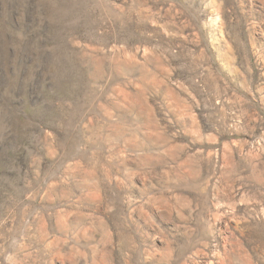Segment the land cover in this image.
Masks as SVG:
<instances>
[{
	"label": "rangeland",
	"instance_id": "rangeland-1",
	"mask_svg": "<svg viewBox=\"0 0 264 264\" xmlns=\"http://www.w3.org/2000/svg\"><path fill=\"white\" fill-rule=\"evenodd\" d=\"M0 264H264V0H0Z\"/></svg>",
	"mask_w": 264,
	"mask_h": 264
}]
</instances>
